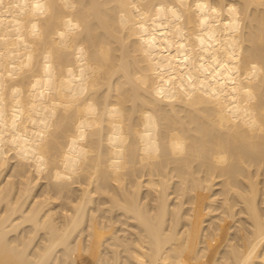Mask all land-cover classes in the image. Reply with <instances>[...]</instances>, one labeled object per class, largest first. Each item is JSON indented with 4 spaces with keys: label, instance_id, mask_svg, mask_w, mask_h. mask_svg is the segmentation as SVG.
<instances>
[{
    "label": "bare ground",
    "instance_id": "1",
    "mask_svg": "<svg viewBox=\"0 0 264 264\" xmlns=\"http://www.w3.org/2000/svg\"><path fill=\"white\" fill-rule=\"evenodd\" d=\"M0 264H264V0H0Z\"/></svg>",
    "mask_w": 264,
    "mask_h": 264
}]
</instances>
